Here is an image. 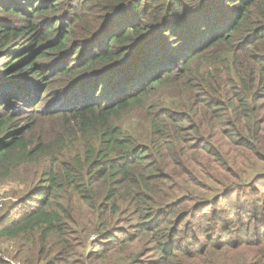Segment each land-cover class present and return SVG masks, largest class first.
<instances>
[{"label":"trees","instance_id":"obj_1","mask_svg":"<svg viewBox=\"0 0 264 264\" xmlns=\"http://www.w3.org/2000/svg\"><path fill=\"white\" fill-rule=\"evenodd\" d=\"M146 106L145 142L120 122ZM241 157L264 162V0H0V184L41 169L0 214L23 241L0 264H74L93 234L124 264H264L227 255L264 244L219 210Z\"/></svg>","mask_w":264,"mask_h":264},{"label":"rangeland","instance_id":"obj_2","mask_svg":"<svg viewBox=\"0 0 264 264\" xmlns=\"http://www.w3.org/2000/svg\"><path fill=\"white\" fill-rule=\"evenodd\" d=\"M51 90L57 91L60 90V88L53 87ZM50 91V90H49ZM62 91H59L58 93L61 95ZM172 92V90L169 89H160L157 91L154 95H152L148 101V105L152 104H163V105H172L174 104H180V97ZM44 105V103H42ZM48 104H45L44 106H47ZM147 106L144 108H135L133 110H127L125 111L123 115V119L120 122V126L124 130H128L130 133L134 134L139 140L141 141H147V131H148V123L146 122V115H147ZM239 166L240 169L235 170L233 167V173H230V178L233 180L235 176H243L244 180L238 181V179H235L237 182V186L232 189V194L228 197H224L219 205L220 211L228 210V216L238 213L242 214L244 216L240 220L238 224L240 227L234 228L233 231L239 232L243 225H245L244 229H248V226L251 223V228L248 231H245V234L247 233L249 235V239L252 242H257L258 240H262L264 238V162L259 161L258 159H251V160H245L243 157L239 159ZM226 171V170H224ZM41 169L39 168H33V167H24L20 169L14 176L9 178L8 180L2 182L0 184V192H2V200L0 201V214L8 207L12 202H17V200L20 198V194H22L28 187L27 182L31 181L37 176H40ZM227 172V171H226ZM244 172V173H243ZM229 173V172H228ZM249 181V182H246ZM202 184L206 183L209 184V182L203 178ZM250 182H254L255 186H252ZM216 184L210 185L208 188H216L219 190L220 188L216 187ZM197 191H201L198 193H201L200 197H205L211 200L212 197H214L213 193L209 191H203L201 189H197ZM247 192L248 196L246 198L240 197L243 194ZM25 193H23L21 196H23ZM19 197V198H18ZM257 203L255 205L258 206L259 213L257 216L252 217V214L250 215V209L249 204L251 202ZM204 207V206H202ZM21 207L20 209H22ZM202 209V208H201ZM203 210L209 211V208H203ZM202 210V211H203ZM206 211V212H207ZM204 212V211H203ZM199 212L195 225L200 224L201 227H205V233H208L210 231L211 224L203 223L204 220V213ZM226 217L223 216L219 217V222L217 223V226L215 227L217 230L220 228V223L222 220H224ZM241 219V218H240ZM247 224V226H246ZM241 228V229H240ZM204 230V229H203ZM198 232H202L199 231ZM224 231L225 238H229L230 233ZM204 234V232H203ZM223 234V233H221ZM244 234V236H245ZM247 236V235H246ZM79 238V237H78ZM248 238V237H247ZM264 240V239H263ZM99 242L98 235L93 234L89 237V239L84 243V246L81 242V239L79 238L78 241H71V245L74 248L75 246H78V244H82L80 248L77 247L76 252L77 255L73 257L72 261L74 264H124V260L121 259L119 254H114L112 252H109L107 257L101 256L99 252H101L102 248H99L100 251L96 252V246L95 244ZM23 241L21 240H3L0 243V257L11 260L12 256L17 255L19 253V250L22 247ZM152 244V243H151ZM263 245H257V246H248V247H240L235 249H228L227 255L228 258L231 261L234 262H243L245 260H253V257L257 254H260L258 257L259 260L264 258V249ZM155 254H149L146 259L152 258ZM221 257V255H220ZM13 264H23L21 261H12ZM253 264L255 262L253 261Z\"/></svg>","mask_w":264,"mask_h":264},{"label":"built area","instance_id":"obj_3","mask_svg":"<svg viewBox=\"0 0 264 264\" xmlns=\"http://www.w3.org/2000/svg\"><path fill=\"white\" fill-rule=\"evenodd\" d=\"M2 200V192H0V201Z\"/></svg>","mask_w":264,"mask_h":264}]
</instances>
